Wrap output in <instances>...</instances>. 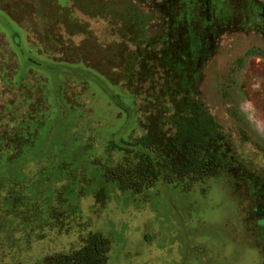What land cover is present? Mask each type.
Returning <instances> with one entry per match:
<instances>
[{
	"label": "rangeland",
	"instance_id": "rangeland-1",
	"mask_svg": "<svg viewBox=\"0 0 264 264\" xmlns=\"http://www.w3.org/2000/svg\"><path fill=\"white\" fill-rule=\"evenodd\" d=\"M188 100L224 136L217 174L121 188V147ZM263 217L264 0H0V264L96 232L108 264H264Z\"/></svg>",
	"mask_w": 264,
	"mask_h": 264
},
{
	"label": "trees",
	"instance_id": "trees-1",
	"mask_svg": "<svg viewBox=\"0 0 264 264\" xmlns=\"http://www.w3.org/2000/svg\"><path fill=\"white\" fill-rule=\"evenodd\" d=\"M176 112L171 123L148 115L146 131L137 139L142 151L135 162L128 160L134 149L120 146L128 162L112 168V173L117 174L113 179L121 188L140 191L159 179L196 181L217 174L223 166L224 136L206 106L200 100H188ZM110 244L101 233H92L79 249L47 256L45 264H108Z\"/></svg>",
	"mask_w": 264,
	"mask_h": 264
},
{
	"label": "flooded vegetation",
	"instance_id": "flooded-vegetation-1",
	"mask_svg": "<svg viewBox=\"0 0 264 264\" xmlns=\"http://www.w3.org/2000/svg\"><path fill=\"white\" fill-rule=\"evenodd\" d=\"M254 210H255V208H253ZM256 213V212H255ZM257 214V213H256ZM256 217H258L257 219H256ZM253 220H252V225H256L257 223H258V219H259V215H257ZM263 219H264V217H263ZM260 230V228H253L252 229V231H251V233H250V235H251V239L253 240V241H256V243H263V241H264V237H263V241H260V238H259V234H258V231Z\"/></svg>",
	"mask_w": 264,
	"mask_h": 264
}]
</instances>
